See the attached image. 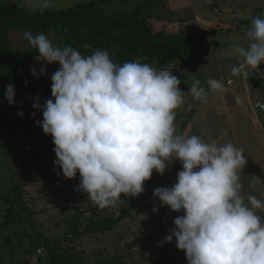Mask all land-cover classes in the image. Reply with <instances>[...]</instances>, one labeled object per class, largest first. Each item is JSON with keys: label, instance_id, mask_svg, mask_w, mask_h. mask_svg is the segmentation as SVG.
Masks as SVG:
<instances>
[{"label": "clouds", "instance_id": "9594fccd", "mask_svg": "<svg viewBox=\"0 0 264 264\" xmlns=\"http://www.w3.org/2000/svg\"><path fill=\"white\" fill-rule=\"evenodd\" d=\"M28 2L41 13L52 6V0ZM23 37L38 50V61L60 65L51 75L52 98L41 105L37 96L32 107L43 114L36 123L52 137L54 165L66 179L79 173V190L104 209L121 202V194L139 196L154 172L163 175L179 161L177 182L153 192L161 207L183 211L161 244L175 239L188 264H264V200L242 194L243 149L178 133L175 123L186 94L204 104L209 92L225 91L223 82L210 78L206 89L197 79L186 93L172 72L136 61L114 63L108 49L85 56L54 45L43 33L26 31ZM247 37L248 47L234 45L232 54L258 70L264 63V14L252 18ZM240 71L233 66L231 74ZM31 74L46 72L33 67ZM15 95L8 84L9 106L17 103Z\"/></svg>", "mask_w": 264, "mask_h": 264}, {"label": "rangeland", "instance_id": "374dc122", "mask_svg": "<svg viewBox=\"0 0 264 264\" xmlns=\"http://www.w3.org/2000/svg\"><path fill=\"white\" fill-rule=\"evenodd\" d=\"M0 1L7 5L32 9L28 0ZM88 1L91 0H52L50 9H68ZM163 14L164 22L173 19L170 21L173 22V31L179 32L183 27L192 32L202 31L211 47L208 57L198 67L179 66L176 71L167 70L180 79V89L187 93L197 79L206 89L210 78L225 84L224 92H209L208 102L204 104L194 100L190 94L184 96V103L177 110L175 121L178 133L198 135L205 142L232 143L242 148L247 160L240 173L242 194L254 195L264 200V111L255 107L258 102L264 103V81H247L231 74L233 66L239 67L243 63L242 58L232 54V48L234 45L248 47L250 41L247 32L252 18L264 14V0H167ZM162 25L161 22L160 27ZM154 27L156 30L157 24ZM10 37L16 52H21L24 49L23 34L12 31ZM47 37L54 45L59 40L53 33H49ZM30 46L28 42L27 47ZM42 67L45 69V76L49 77L60 65L47 64L36 59V70L40 71ZM229 77L235 80L232 86L226 84ZM42 119L41 113L38 121ZM35 126L33 133L20 129L14 134L9 158H5L0 147V189L10 197L8 188L13 177L21 186L25 207L32 213L31 221L24 219L20 224L0 228V264H49L45 251L38 254V245L29 242L34 232L47 237H58L64 232L66 220L73 218L77 208L83 210L87 219L94 215V211L97 214H114L118 217L131 203L130 199L121 194L122 201L117 205L100 209L88 199L87 193L79 190V185L72 179H66L65 183L59 179L47 182L45 175L49 174L47 170L51 168L50 165L57 168L54 165L55 153L48 152L55 145L51 136L45 135L37 123ZM2 139L0 136V144ZM29 144L40 154L32 169L24 161V155H27L24 149ZM180 170L181 162L175 161L163 175L154 172L145 182L144 192L133 197L138 200L136 210L131 211L115 227L111 237L109 232L85 237L74 243L75 246L69 243L71 248L84 251L88 264H97L98 257L102 260L103 257L105 259L113 256H121L119 264H188L185 252L177 248L175 239L171 243L161 244L169 230L175 227L174 219L183 215V211L178 213L167 206L161 207L159 199L153 196L157 187L170 188L174 185ZM80 180L79 175V184ZM6 208L0 201V223L5 220ZM154 208L158 210L154 212ZM8 238L12 239L13 246H7ZM19 240L24 241L20 247L16 245ZM64 245L65 248H70L68 244ZM98 250H101V254ZM148 252H155L156 259H149Z\"/></svg>", "mask_w": 264, "mask_h": 264}, {"label": "trees", "instance_id": "16d2710c", "mask_svg": "<svg viewBox=\"0 0 264 264\" xmlns=\"http://www.w3.org/2000/svg\"><path fill=\"white\" fill-rule=\"evenodd\" d=\"M166 4L167 0H91L63 10L48 8L41 13L38 9H25L0 1V136L3 138L0 147L5 158H9L11 154L10 146L14 143V134L18 130L27 129L29 133H33L36 129V121L42 112L33 109L34 99L38 96L39 103L43 105L46 100L52 98L51 76L35 78L31 74L36 57H39L38 50L32 46L27 47L28 41L22 37L24 49L16 52L10 32L23 34L27 31L34 36L53 33L55 37H59L57 46H71L85 56L91 55L96 49H108L110 53H115L111 58L117 64L136 61L152 65L157 70L174 71L179 66L198 67L211 51L209 43L202 31L196 30L193 31L196 33H193L185 28L179 32L173 31V22H170L173 19L167 21L171 25L170 29L164 24L160 27L161 22L165 20L163 12ZM36 71L39 74V71ZM8 84H13L16 90L14 100L17 103L13 106H9L4 97ZM53 149L54 147L48 152L53 154ZM24 150L27 153L24 155L25 164L32 169L40 154L31 144ZM50 167L47 170L49 174L45 175L47 182L59 179L65 183L66 178L62 170L58 167L54 169L52 164ZM10 180V197L0 189V201L7 207L5 220L0 223V228L20 224L24 219L32 220L31 211L25 207L19 182L13 177ZM72 180L79 185V173ZM127 198L131 203L118 217L114 214H97L94 211V215L87 219L83 210L77 208L73 218L66 220L61 236L47 237L34 232L29 242L45 251L49 264H88L85 252L71 248L69 243L74 245L82 238L107 232L111 237L115 227L138 206L136 198ZM12 242V239L8 238L7 246H13ZM23 242L19 240L16 245L20 247ZM64 244H68L70 248H65ZM98 253L101 254V250H98ZM144 255L146 256V253ZM120 258L121 256L105 259L103 257L101 260L98 257L97 264H119Z\"/></svg>", "mask_w": 264, "mask_h": 264}, {"label": "built area", "instance_id": "2783aa9c", "mask_svg": "<svg viewBox=\"0 0 264 264\" xmlns=\"http://www.w3.org/2000/svg\"><path fill=\"white\" fill-rule=\"evenodd\" d=\"M241 71L240 74L238 76V79H240V77L242 79H245L247 81L251 80V79H257L258 81H264V63L260 64L258 66V70L257 69H252L250 67L244 66L243 63L239 66ZM235 83V80L233 77H229L228 79H226V84L228 86H232ZM260 104H264L262 102H258L255 107L257 109H259L260 111H264V109L258 107V105ZM38 254H42L43 253V249L42 248H38L37 250ZM147 257L151 260L156 259L157 254L155 252H148L147 253Z\"/></svg>", "mask_w": 264, "mask_h": 264}, {"label": "crops", "instance_id": "0c3cea01", "mask_svg": "<svg viewBox=\"0 0 264 264\" xmlns=\"http://www.w3.org/2000/svg\"><path fill=\"white\" fill-rule=\"evenodd\" d=\"M162 22H163L164 25H167V26H166L167 29H170V28H171V27H170L171 25H169L167 21H166V22L162 21ZM172 25H173V24H172ZM168 26H169V27H168ZM183 28H184V27H183ZM239 100H240V99H239ZM241 103H242V101H241Z\"/></svg>", "mask_w": 264, "mask_h": 264}, {"label": "water", "instance_id": "95a60500", "mask_svg": "<svg viewBox=\"0 0 264 264\" xmlns=\"http://www.w3.org/2000/svg\"><path fill=\"white\" fill-rule=\"evenodd\" d=\"M238 101L240 102V100L238 99Z\"/></svg>", "mask_w": 264, "mask_h": 264}]
</instances>
